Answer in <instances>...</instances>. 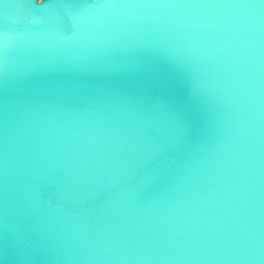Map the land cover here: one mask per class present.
Returning a JSON list of instances; mask_svg holds the SVG:
<instances>
[{"label":"water","instance_id":"1","mask_svg":"<svg viewBox=\"0 0 264 264\" xmlns=\"http://www.w3.org/2000/svg\"><path fill=\"white\" fill-rule=\"evenodd\" d=\"M105 2L0 0V264H264V7ZM151 53L199 84L210 124L189 147L105 87ZM175 95L194 104L180 81Z\"/></svg>","mask_w":264,"mask_h":264},{"label":"snow or ice","instance_id":"2","mask_svg":"<svg viewBox=\"0 0 264 264\" xmlns=\"http://www.w3.org/2000/svg\"><path fill=\"white\" fill-rule=\"evenodd\" d=\"M73 7L75 5H72ZM64 7H69L65 5ZM97 8H172V9H213V8H250L264 7V0L259 5L250 3L224 2V0H107L105 3L94 5ZM5 16L4 20H7ZM184 83L190 89L194 104L185 106L175 95L176 82ZM105 87L122 97L131 105L137 115L147 119L149 109L162 111L167 114L187 143L191 146L193 137H204L207 133L210 117L201 99V90L192 72L180 64L166 57L151 53L136 66L135 70L125 80ZM148 107L145 108L144 106ZM194 109V110H193ZM150 147L162 152L165 148L157 143ZM9 127L7 115L0 123V178L3 180V193L5 198L8 192L9 176ZM5 252L12 251L15 255L25 258L34 255L41 249L32 246L31 242L25 244L19 241L9 245L7 236L3 245ZM21 264H25L22 259Z\"/></svg>","mask_w":264,"mask_h":264}]
</instances>
